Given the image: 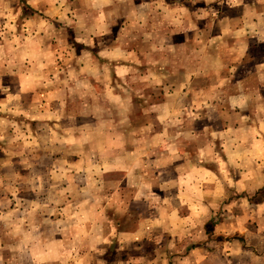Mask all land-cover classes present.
Returning a JSON list of instances; mask_svg holds the SVG:
<instances>
[{
    "label": "clouds",
    "instance_id": "clouds-1",
    "mask_svg": "<svg viewBox=\"0 0 264 264\" xmlns=\"http://www.w3.org/2000/svg\"><path fill=\"white\" fill-rule=\"evenodd\" d=\"M0 264H264V0H0Z\"/></svg>",
    "mask_w": 264,
    "mask_h": 264
}]
</instances>
